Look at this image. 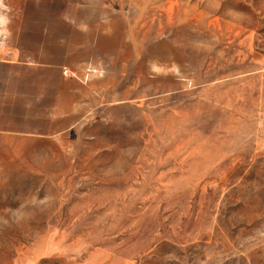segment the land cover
Returning a JSON list of instances; mask_svg holds the SVG:
<instances>
[{
	"label": "rangeland",
	"instance_id": "rangeland-1",
	"mask_svg": "<svg viewBox=\"0 0 264 264\" xmlns=\"http://www.w3.org/2000/svg\"><path fill=\"white\" fill-rule=\"evenodd\" d=\"M0 62V264H264V0H0Z\"/></svg>",
	"mask_w": 264,
	"mask_h": 264
},
{
	"label": "crops",
	"instance_id": "crops-1",
	"mask_svg": "<svg viewBox=\"0 0 264 264\" xmlns=\"http://www.w3.org/2000/svg\"><path fill=\"white\" fill-rule=\"evenodd\" d=\"M14 63H7V62H0V72H1V75L2 76H6V73L7 71L9 70V73H11L15 67ZM10 69H13V70H10ZM31 71H33L32 69H30ZM22 85H20L18 88L14 85L12 86V93H11V96L12 98L17 102L18 100L21 101V100H25L27 98H37L39 97L37 91L39 90L38 89V85H33V84H29L26 85V88L25 89H20L19 88L21 87ZM2 107H4L2 104H0ZM5 105V104H4ZM7 105V104H6ZM17 106V105H16ZM23 107V104L20 103V107H17V108H20L22 109ZM20 112V115L23 114V112L19 111ZM7 114L6 110L4 109H1L0 108V131L2 133L5 132V134L7 132H24V130H19L16 128L15 125H19V122H16V124H14V122H10L11 124H7L8 121H7V118L4 119V116ZM18 114V113H17Z\"/></svg>",
	"mask_w": 264,
	"mask_h": 264
}]
</instances>
